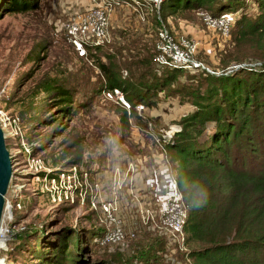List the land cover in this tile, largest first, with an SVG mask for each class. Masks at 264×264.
<instances>
[{
  "label": "rangeland",
  "instance_id": "rangeland-1",
  "mask_svg": "<svg viewBox=\"0 0 264 264\" xmlns=\"http://www.w3.org/2000/svg\"><path fill=\"white\" fill-rule=\"evenodd\" d=\"M242 1L246 12H254V0ZM148 8L140 0H114L109 41L79 57L61 25L77 9L72 0H39L25 12H4L0 5V115L12 171L5 193L11 221L2 223L0 264L33 263L35 232L52 237L62 228L79 231L85 248L80 258L88 263L191 264L189 247L161 220L166 180L176 182L165 144L209 78L239 67L259 70L264 45L254 37L232 40L239 11H225L230 27L223 34L201 19L200 12L209 13L206 4L174 12ZM162 26L174 39L196 43L194 58L202 67L168 76V67L152 61ZM104 67L127 90V109L101 96ZM49 79L70 90L68 112L61 114L40 90ZM23 142L40 159V170L29 167ZM72 168L75 182L66 177ZM43 175L59 176L51 182ZM115 225L123 238L101 245Z\"/></svg>",
  "mask_w": 264,
  "mask_h": 264
},
{
  "label": "trees",
  "instance_id": "trees-1",
  "mask_svg": "<svg viewBox=\"0 0 264 264\" xmlns=\"http://www.w3.org/2000/svg\"><path fill=\"white\" fill-rule=\"evenodd\" d=\"M254 1L251 13L242 0H163L160 8L198 10L206 4L213 16L239 11L232 40L254 37L264 45V0ZM38 2L0 0V5L4 12H25ZM261 66L209 78L210 84L196 93L194 109L165 144L187 208L183 233L191 264H264V62ZM102 70L106 86L121 90L129 103L124 86L107 67ZM177 70L182 69L169 68L166 75ZM39 88L61 114L68 112V88L50 79ZM46 235L35 232L29 251L35 261L29 264H92L80 258L85 248L78 230Z\"/></svg>",
  "mask_w": 264,
  "mask_h": 264
},
{
  "label": "built area",
  "instance_id": "built-area-1",
  "mask_svg": "<svg viewBox=\"0 0 264 264\" xmlns=\"http://www.w3.org/2000/svg\"><path fill=\"white\" fill-rule=\"evenodd\" d=\"M135 1V0H131ZM150 8V11L158 12L160 4L163 0H140ZM77 9L61 24L65 29L67 40L79 57H85L87 49L99 47L109 41L108 19L112 11L114 0H72ZM128 3V2H127ZM201 19L211 29L220 31L223 34H228L230 27V13L222 12L217 16H213L207 12H200ZM140 18L142 15L140 14ZM196 51V43L185 38L174 39L167 30L162 26L158 29L152 48V61L159 67L193 69L202 67L195 60L194 53ZM104 80V79H103ZM101 96L104 99H112L120 106L127 109L128 102L125 100L121 90L116 87L103 86ZM5 120V119H4ZM14 121L13 119H11ZM3 120L0 115V127L4 135ZM23 152L27 156L29 167H33L38 171L41 168L40 159L30 154V147L24 142L21 143ZM75 168L71 169L70 174L66 177L72 182L76 179ZM63 176V172L59 174ZM55 176H41V180L55 182ZM75 182V181H74ZM10 187V179L7 190ZM21 186L16 189L19 190ZM4 196V205L2 216L7 201L6 212L8 219L11 221V203L10 199ZM15 208H19L17 202L14 203ZM102 209L108 212L109 206L103 205ZM2 216L0 221V231L2 229ZM161 217L163 225L173 234H176V239L180 242L184 240L183 227L186 221V213L182 203L181 193L176 185V182L169 178L166 180L162 193ZM7 232V229H5ZM1 234V232H0ZM123 238V233L119 225H115L112 230L107 231L99 240L101 245L106 243L118 242Z\"/></svg>",
  "mask_w": 264,
  "mask_h": 264
},
{
  "label": "water",
  "instance_id": "water-1",
  "mask_svg": "<svg viewBox=\"0 0 264 264\" xmlns=\"http://www.w3.org/2000/svg\"><path fill=\"white\" fill-rule=\"evenodd\" d=\"M11 173V160L9 152L5 146L4 135L0 127V221L4 205V195L7 190Z\"/></svg>",
  "mask_w": 264,
  "mask_h": 264
},
{
  "label": "bare ground",
  "instance_id": "bare-ground-1",
  "mask_svg": "<svg viewBox=\"0 0 264 264\" xmlns=\"http://www.w3.org/2000/svg\"><path fill=\"white\" fill-rule=\"evenodd\" d=\"M6 200H7V198H6ZM6 209H7V201H6V206H5V209H4L3 216H2V220H4V218H7V217H8V214H7V212H6ZM0 232H1V231H0ZM1 264H3V262H2Z\"/></svg>",
  "mask_w": 264,
  "mask_h": 264
},
{
  "label": "crops",
  "instance_id": "crops-1",
  "mask_svg": "<svg viewBox=\"0 0 264 264\" xmlns=\"http://www.w3.org/2000/svg\"><path fill=\"white\" fill-rule=\"evenodd\" d=\"M110 15H111V13H110ZM110 17V16H109ZM110 25V24H109Z\"/></svg>",
  "mask_w": 264,
  "mask_h": 264
}]
</instances>
